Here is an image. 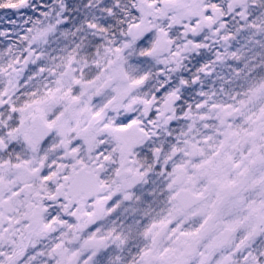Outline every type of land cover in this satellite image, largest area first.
I'll return each mask as SVG.
<instances>
[{"label":"snow or ice","instance_id":"obj_1","mask_svg":"<svg viewBox=\"0 0 264 264\" xmlns=\"http://www.w3.org/2000/svg\"><path fill=\"white\" fill-rule=\"evenodd\" d=\"M0 264H264V0H0Z\"/></svg>","mask_w":264,"mask_h":264}]
</instances>
